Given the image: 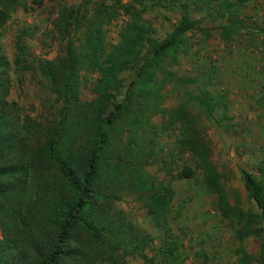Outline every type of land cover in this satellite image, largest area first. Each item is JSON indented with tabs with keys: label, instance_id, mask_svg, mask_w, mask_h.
Listing matches in <instances>:
<instances>
[{
	"label": "trees",
	"instance_id": "16d2710c",
	"mask_svg": "<svg viewBox=\"0 0 264 264\" xmlns=\"http://www.w3.org/2000/svg\"><path fill=\"white\" fill-rule=\"evenodd\" d=\"M141 1L99 0L91 6L90 1H84L76 7L64 5L59 9L54 26L64 41V53L36 61L39 74L59 102V118L42 133L44 141L40 146L29 149L31 136L41 134L42 128L28 116L21 117L17 103L6 99L10 64L1 47V31L11 12L28 5L27 0H0V264H97V261L114 264L126 255H138L146 264H153L155 255L146 253L151 237L132 230L126 239L123 220L110 211L112 198L117 195L105 193L102 188L113 181L122 182L123 172L129 166L121 165L120 154L117 158L111 154L114 148L119 149L115 136L122 127L128 128V141L123 146L130 149L136 127L142 126L143 121L148 124L157 111L158 85L163 80L155 83L153 77L156 73L171 75L167 67L175 64L187 44L186 33L196 23L188 14L187 3L181 2L180 18L158 39L153 36L156 30L143 19L142 9L137 7ZM202 1L206 4L217 1L222 16L230 24L251 0ZM43 2L31 0L37 6ZM120 11L129 14L130 19L119 31L118 43L107 49L105 26ZM232 32L230 27L225 28L226 36ZM16 51L14 63L24 68L27 65H22L31 61L21 35L17 36ZM129 68L134 76L120 98L124 87L121 73ZM82 71L97 74L93 85L95 97L84 102L78 98ZM196 100L208 116L221 103L207 90L201 91ZM149 104L153 105L152 111L146 116L140 114ZM170 117L186 120V137L180 140L181 148L197 155L201 183L207 192L218 197L221 214L231 223L239 224L236 233L240 243L247 236L262 237L264 168L260 178L242 169L247 195L258 212L244 210L238 203L231 205L220 183V173L210 160V149L193 133L184 106L172 110ZM49 167L54 168L51 180L44 172ZM129 170L130 189L148 192L142 196L143 206L152 222L164 230L165 238L156 249L157 254L165 262L182 264L179 241L167 227L172 188L164 184L156 186L154 178L147 180L139 168ZM179 174L193 177L194 172L185 166ZM24 177L36 180L37 192L41 190L37 197L46 198L37 209L27 206L29 212L25 213L22 204L29 195L27 190H16V182L25 181ZM235 252L237 258L232 264H264V240L255 256L242 246Z\"/></svg>",
	"mask_w": 264,
	"mask_h": 264
},
{
	"label": "rangeland",
	"instance_id": "374dc122",
	"mask_svg": "<svg viewBox=\"0 0 264 264\" xmlns=\"http://www.w3.org/2000/svg\"><path fill=\"white\" fill-rule=\"evenodd\" d=\"M84 1H90L91 6L99 0H44L40 6L27 0V8L18 6L2 28L1 47L10 64L6 99L17 103L21 117L28 116L42 128L41 134L31 136L29 149L40 146L44 141L42 133L59 118V102L39 74L36 61L63 55L64 41L54 26L57 12L64 5L76 7ZM121 1L129 3L131 0ZM181 2L187 3L186 9L196 26L186 33L187 44L175 64L167 67L171 75L156 73L153 77L155 83L163 80L158 85L157 111L148 124L143 121L142 126L136 127L130 149L123 146L128 141V128L122 127L115 136L119 149L114 148L111 154L113 158L120 154L121 165L129 166L123 172L122 182H110L102 191L117 195L118 198H112L110 211L123 220L125 236L135 230L151 237L146 253L155 255L153 264H170L156 251L165 233L152 222L143 206L142 196L148 192L132 190L128 185L129 169L135 167L147 180L153 177L156 186L164 184L174 192L169 203L167 227L179 241L178 254L182 264H232L239 246L253 256L257 255L264 234L262 237L247 236L240 243L236 233L239 224L231 223L221 214L218 197L207 192L201 183L202 170L197 155L181 148L180 140L186 137V120L172 119L170 112L184 106L193 133L210 149V160L220 173V183L228 202L257 213L255 203L247 195L242 169L260 178L264 168V0L247 1L230 24L222 16L217 1L206 4L202 0H142L137 7L142 9L143 19L156 30L153 36L162 39L180 18ZM129 19V14L120 11L106 24L107 49L118 43L119 31ZM226 27L233 31L228 36L225 35ZM18 35L22 36L30 53L31 62L24 63L22 66L27 65L24 68L14 63ZM81 75L79 101H90L95 97L93 85L97 74L82 71ZM121 76L124 87L120 98L134 76L133 70L126 69ZM186 78L192 81L186 82ZM203 90L221 101L211 116L202 111L196 100ZM152 108L149 104L145 112L136 111L146 116ZM185 166L193 170V177L180 176ZM47 170L44 172L51 180L54 168ZM35 181L26 177L25 181L16 182V190H27L29 195L22 204L23 213L29 212L27 206L37 209L46 199L37 197L41 190L37 192ZM96 263L113 264L108 261ZM114 264L146 263L138 255H126Z\"/></svg>",
	"mask_w": 264,
	"mask_h": 264
}]
</instances>
